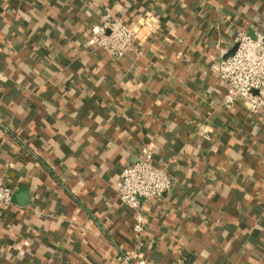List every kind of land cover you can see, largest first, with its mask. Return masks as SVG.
I'll return each mask as SVG.
<instances>
[{
    "label": "crops",
    "instance_id": "0c3cea01",
    "mask_svg": "<svg viewBox=\"0 0 264 264\" xmlns=\"http://www.w3.org/2000/svg\"><path fill=\"white\" fill-rule=\"evenodd\" d=\"M107 11L157 22L114 59L88 43ZM263 28L264 0H0V264H264V109L212 68ZM142 147L173 188L137 233L117 182Z\"/></svg>",
    "mask_w": 264,
    "mask_h": 264
},
{
    "label": "built area",
    "instance_id": "2783aa9c",
    "mask_svg": "<svg viewBox=\"0 0 264 264\" xmlns=\"http://www.w3.org/2000/svg\"><path fill=\"white\" fill-rule=\"evenodd\" d=\"M157 17L145 12L134 25H127L112 11L101 16L99 24L90 33L88 43L106 51L114 59H120L133 51L139 42L150 38ZM237 48L228 57H220L212 66L214 73L225 87L223 104L230 108L241 99L253 113L264 109V28L251 36L240 32L235 38ZM204 138L210 139L212 130H202ZM154 150L142 147L136 161L126 166L117 182L119 200L134 211L137 233H142L146 218L142 211L143 201L157 199L168 194L173 188V180L167 171L153 162ZM13 190L0 175V214L11 204ZM27 244V242H26ZM130 255L124 263L130 262ZM141 264H149L142 261ZM169 264H190L178 260Z\"/></svg>",
    "mask_w": 264,
    "mask_h": 264
},
{
    "label": "water",
    "instance_id": "95a60500",
    "mask_svg": "<svg viewBox=\"0 0 264 264\" xmlns=\"http://www.w3.org/2000/svg\"><path fill=\"white\" fill-rule=\"evenodd\" d=\"M236 48H237V45H235V46L233 47V49L228 53V55H227L226 57L232 55V54L235 52Z\"/></svg>",
    "mask_w": 264,
    "mask_h": 264
}]
</instances>
